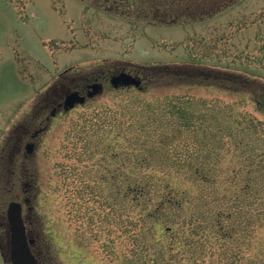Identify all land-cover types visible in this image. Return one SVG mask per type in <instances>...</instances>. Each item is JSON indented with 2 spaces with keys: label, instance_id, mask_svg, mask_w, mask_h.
<instances>
[{
  "label": "rangeland",
  "instance_id": "rangeland-1",
  "mask_svg": "<svg viewBox=\"0 0 264 264\" xmlns=\"http://www.w3.org/2000/svg\"><path fill=\"white\" fill-rule=\"evenodd\" d=\"M224 1L163 23L135 4L0 0V264L11 201L40 264H264V0ZM121 71L142 89L113 87ZM96 77L102 92L46 120ZM136 177L150 198L129 196Z\"/></svg>",
  "mask_w": 264,
  "mask_h": 264
},
{
  "label": "trees",
  "instance_id": "trees-1",
  "mask_svg": "<svg viewBox=\"0 0 264 264\" xmlns=\"http://www.w3.org/2000/svg\"><path fill=\"white\" fill-rule=\"evenodd\" d=\"M90 1L95 3V4L99 3V2L111 3V6H114V8L118 7L120 4L129 6V8H130L131 6H133L135 4L136 6L139 7L138 10H140V8L142 7L140 12L143 15H147L146 16L147 18L151 17L154 21L162 19V20H160V22H168V21H170L169 19H172V21H173L174 19H177L179 17L182 18L183 16H186V17L188 16L187 17L188 19L198 17L201 14L203 16V15H206V13H208V11H209V9L207 8L208 6L217 5L216 3H219V2H221V4H223L225 2L224 0H210V1L209 0H90ZM197 170H198L197 175L199 176L200 173H202V172L199 171V170H201L200 168H198ZM235 178H236L235 173H233L232 174V181H234ZM134 180H136L135 185L130 186L129 183L127 184V187L129 188V190H128L129 196H130V194H131V196L142 195L144 197L150 198L151 197V188L150 187L147 188V187L143 186V184L138 185V183L140 181L139 177H136V179H134ZM230 186H232V185H230ZM229 190H230V188H227L228 193H229ZM231 190L234 193V188H232ZM228 193L225 192L223 194V196L220 197V199H222L224 197V200H226V198L231 196V194L229 193L230 194L229 195ZM232 213L233 212H224V210L220 209V210H218V212L214 216L215 220H216V227H215L216 228V234L217 233L221 234L222 238H223V228L225 227L224 216H231L232 217L233 216ZM153 216H156V215H152V217ZM181 227H183V225L176 226V228H181ZM166 230L167 231H173L174 229L172 226H170V227H167ZM218 234L214 236L215 239L213 238V240L210 241L211 242L210 246L212 248H215L214 250L216 252H218L220 250V247L218 248L217 245L220 244L219 241L221 242V239H222ZM228 234H230V233L226 231L225 236L227 237ZM218 237H220V239H218ZM192 239H193V236H191L190 239H188L185 242L186 246H191L194 244ZM170 241L171 242H169V244H171V246L168 244V246H165V247L168 248V250H170L171 252H173L176 244L172 241V239ZM176 253H177V255H175L174 258L172 259V261L175 264H183L184 261H187L189 259L188 255L184 251H182V253H181V252H179V250H177ZM165 257H167V256H165ZM193 260L198 261L199 264L205 263L204 256H201V258H199V257L193 258ZM165 261H166V259L163 257L160 259L159 262L162 264H165L164 263Z\"/></svg>",
  "mask_w": 264,
  "mask_h": 264
},
{
  "label": "water",
  "instance_id": "water-1",
  "mask_svg": "<svg viewBox=\"0 0 264 264\" xmlns=\"http://www.w3.org/2000/svg\"><path fill=\"white\" fill-rule=\"evenodd\" d=\"M112 82L115 87L120 85H132L140 86L141 80L129 75L127 73H121L112 78ZM102 90L100 84L93 85V89L90 90L87 96H94ZM86 95H81L78 92H72L67 95L64 103L65 109H70L75 106L76 103H83ZM28 151H32L31 144L29 145ZM8 217L11 229V257L12 264H38V261L30 250V243L34 242V239L27 241L25 234V225L22 218V205L18 202H11L8 209Z\"/></svg>",
  "mask_w": 264,
  "mask_h": 264
},
{
  "label": "flooded vegetation",
  "instance_id": "flooded-vegetation-1",
  "mask_svg": "<svg viewBox=\"0 0 264 264\" xmlns=\"http://www.w3.org/2000/svg\"><path fill=\"white\" fill-rule=\"evenodd\" d=\"M122 72V71H121ZM118 73H120V72H118ZM117 74V73H116ZM115 75V74H114ZM135 75H139V74H135ZM113 76V75H112ZM102 79V77H96L95 79H94V82H92V83H88L85 87H83V88H81V89H76L77 91H80L81 93H86V92H84L85 90H87V91H89L90 89H91V86L95 83V82H98V83H100V84H102V85H104V81H102L101 80ZM144 80V79H143ZM76 90H74V91H76ZM67 95V94H66ZM66 95H65V97H66ZM65 97H64V99H65ZM63 105H64V100H63V102H58L56 105H54L53 106V109H52V111L50 112V114L46 117V120H53V119H55V118H57L58 117V115L59 114H61L63 111H64V108H63ZM39 132H40V130H36L33 134H31L30 135V142L29 143H32L33 144V148L35 149L36 148V144L32 141V139H34V137L36 136V135H38L39 134ZM25 133L27 134V133H29V132H27V130L25 131ZM29 135V134H28ZM27 135V136H28ZM24 138H26L24 135H22V137L21 138H19L18 140H17V143H16V146L15 147H17V149H15V152L16 153H19V152H21V150H22V148H23V141H24ZM28 143V142H27ZM28 143V144H29ZM28 144H26V147H25V155L27 156V157H30L33 153H34V149H33V152H31V153H28V150H27V145ZM2 136H1V130H0V154H1V152H2ZM29 148V147H28ZM12 151H13V155L12 156H14L15 155V152H14V150L12 149ZM0 157H1V155H0ZM26 166V165H25ZM0 168H1V164H0ZM13 172V171H12ZM10 180H12L13 181V178H12V175H10V178H9ZM14 183V182H13ZM26 185H28V184H26ZM2 190V181H1V171H0V191ZM27 191V190H26ZM26 200V202H29V198H26L25 199ZM28 204V203H27ZM2 216L0 215V252L3 254V256H4V252H3V245H2V241H1V235H2V230H3V227H2ZM27 233H28V236L30 237V238H32V235H31V233H30V230H27ZM34 245H35V243H34ZM34 245L32 246L33 248H34ZM10 259V258H9ZM10 263V262H9Z\"/></svg>",
  "mask_w": 264,
  "mask_h": 264
}]
</instances>
